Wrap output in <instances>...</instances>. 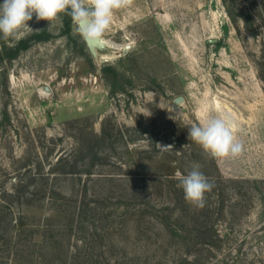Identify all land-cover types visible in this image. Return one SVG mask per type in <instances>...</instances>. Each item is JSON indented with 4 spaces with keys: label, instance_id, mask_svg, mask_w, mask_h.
<instances>
[{
    "label": "rangeland",
    "instance_id": "1",
    "mask_svg": "<svg viewBox=\"0 0 264 264\" xmlns=\"http://www.w3.org/2000/svg\"><path fill=\"white\" fill-rule=\"evenodd\" d=\"M228 1L134 0L116 10L104 38L132 48L122 58L121 51L109 53L107 75L83 50L75 26L69 38L62 35L61 21L49 26L33 16L32 30L8 42L43 30L54 37L15 60L0 61V197L23 179L30 181L40 164L48 169L74 155L78 143L116 128L122 136L106 145L111 156L94 167L89 196L131 198L142 178L122 156L127 147L172 146L164 135L177 141L173 134L181 124L188 128L230 114L244 151L235 159L214 160L222 178L239 183L228 187L229 214L219 226L223 247L210 260L204 255L201 264H264V0ZM155 120L157 143L150 134ZM192 154L183 155L187 171ZM60 183L67 193L79 189L71 178ZM166 199L154 196L158 203ZM15 207L18 217L21 209ZM128 225L129 235L112 229L115 239L126 243L130 255H151L138 246L133 218Z\"/></svg>",
    "mask_w": 264,
    "mask_h": 264
},
{
    "label": "trees",
    "instance_id": "2",
    "mask_svg": "<svg viewBox=\"0 0 264 264\" xmlns=\"http://www.w3.org/2000/svg\"><path fill=\"white\" fill-rule=\"evenodd\" d=\"M73 27L71 18L63 16L62 35L70 38ZM53 37L51 32L43 30L14 45L0 39V61L15 60L34 44ZM82 48L89 51L85 41ZM102 71L106 75L111 73V65H104ZM153 123L154 131L150 134L157 143L159 130L156 120ZM186 129L181 124L178 132H174L177 141H172L170 134L164 135L172 145L169 149L162 150L156 145L152 149L126 148L123 158L130 159L129 168L140 170L141 173L136 174L142 178L130 191L131 198L125 195L113 201L111 196H103L104 200L97 201L89 196L88 184L97 177L94 167L109 158L106 145L118 140V135L122 136L116 128L106 129L95 139L78 143L74 155L60 157L57 162L49 163L48 169L40 164L30 181L23 179L13 192H4L0 197L3 200L0 205V264L6 261L9 264H201L204 255L206 260L212 259L223 247L219 226L229 214L228 187L239 181L222 178L214 158L184 138ZM135 140L136 137L131 138ZM186 151L194 155L191 165L198 163L213 184L202 208L186 202L178 186L177 173L186 175L188 172L183 156ZM82 161L85 165H80ZM98 176L115 178L112 173ZM69 178L79 181V189L72 193L59 186L62 179ZM159 194H165L167 199L155 202L154 196ZM15 206L21 209L18 217L14 216ZM132 218L138 233V246L153 251L151 255L145 252L130 255L126 243L115 239L116 232L112 229L122 235L131 233L128 221ZM108 232L111 236L107 241ZM172 248L175 251H171Z\"/></svg>",
    "mask_w": 264,
    "mask_h": 264
},
{
    "label": "clouds",
    "instance_id": "3",
    "mask_svg": "<svg viewBox=\"0 0 264 264\" xmlns=\"http://www.w3.org/2000/svg\"><path fill=\"white\" fill-rule=\"evenodd\" d=\"M133 3L134 0H2L0 39H19L24 31H31L28 22L33 16L36 21H48L49 26L68 16L83 41L103 39L114 12ZM234 128L235 121L230 114L210 116L202 124L188 127V138L214 159H235L243 153L244 145L236 138ZM157 145L161 149L172 147ZM177 175L186 202L197 208L204 207L206 194L211 192L213 184L201 166L193 163L186 175Z\"/></svg>",
    "mask_w": 264,
    "mask_h": 264
},
{
    "label": "water",
    "instance_id": "4",
    "mask_svg": "<svg viewBox=\"0 0 264 264\" xmlns=\"http://www.w3.org/2000/svg\"><path fill=\"white\" fill-rule=\"evenodd\" d=\"M86 44L92 57L95 61H97L99 67H102L113 60V58L109 56V53L121 51L122 53L120 55V58H122L127 55L129 49L132 48V44H118L107 38L99 40H89L86 42Z\"/></svg>",
    "mask_w": 264,
    "mask_h": 264
}]
</instances>
